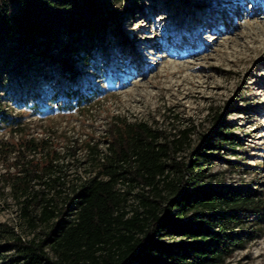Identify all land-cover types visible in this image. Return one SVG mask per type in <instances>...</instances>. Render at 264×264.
Wrapping results in <instances>:
<instances>
[{
  "label": "trees",
  "instance_id": "obj_1",
  "mask_svg": "<svg viewBox=\"0 0 264 264\" xmlns=\"http://www.w3.org/2000/svg\"><path fill=\"white\" fill-rule=\"evenodd\" d=\"M111 2L0 0V88L8 74L21 83L32 70L33 102L44 103L42 81L52 83L58 68L61 106L89 105L96 91L72 85L81 73L78 63H88L85 57L106 39L110 23L127 10L111 9ZM0 117L10 119L2 107ZM214 120V133L187 159L178 154L189 144L190 128L171 138L147 121L115 114L107 116L103 139L75 141L67 150L72 160L44 138L8 143L6 153L15 147L16 154L5 164L4 187L27 227L47 228L23 240L14 227L0 224L6 240L0 248L14 250L9 264H224L262 230L264 191L209 174L207 166L222 159L214 149L240 145L232 127L222 125L223 114ZM82 148L84 156H77ZM74 165L77 174L70 178Z\"/></svg>",
  "mask_w": 264,
  "mask_h": 264
},
{
  "label": "rangeland",
  "instance_id": "obj_2",
  "mask_svg": "<svg viewBox=\"0 0 264 264\" xmlns=\"http://www.w3.org/2000/svg\"><path fill=\"white\" fill-rule=\"evenodd\" d=\"M121 6L127 10L119 24L111 22L106 39L96 43L91 55L82 52L88 63H78L81 73L72 87L96 91L89 105L61 106L65 99L58 68L52 83L42 81V91L47 93L44 103L40 98L33 102L37 87L32 83V70L21 83L14 73L8 74L0 88V107L10 118L3 121L0 117V224L14 227L23 240L43 236L47 228L27 227L9 188L4 187L5 164L16 154L12 152L15 147L6 153V145L23 137L44 138L72 160L67 150L76 140L85 143L104 138L108 115L147 121L171 138L190 128L189 144L178 154L187 159L214 133V119L223 114L222 125L232 127L240 145L234 151L227 144L214 149L222 159L207 166L209 174L264 191V0L110 3L111 9ZM84 152L79 149L77 156L83 157ZM76 169L71 166L70 178L76 177ZM14 171L12 167L10 172ZM5 241L0 237V245ZM0 253V264H9L14 250L0 248ZM224 264H264V226L256 239L237 249Z\"/></svg>",
  "mask_w": 264,
  "mask_h": 264
}]
</instances>
